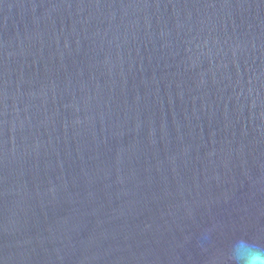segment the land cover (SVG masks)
Here are the masks:
<instances>
[{"label":"water","instance_id":"water-1","mask_svg":"<svg viewBox=\"0 0 264 264\" xmlns=\"http://www.w3.org/2000/svg\"><path fill=\"white\" fill-rule=\"evenodd\" d=\"M264 247V0H0V264H231Z\"/></svg>","mask_w":264,"mask_h":264},{"label":"clouds","instance_id":"clouds-1","mask_svg":"<svg viewBox=\"0 0 264 264\" xmlns=\"http://www.w3.org/2000/svg\"><path fill=\"white\" fill-rule=\"evenodd\" d=\"M231 264H264V247L239 239L231 246Z\"/></svg>","mask_w":264,"mask_h":264}]
</instances>
